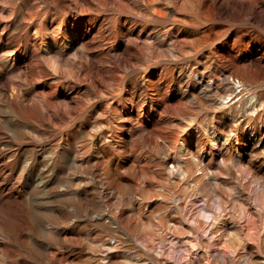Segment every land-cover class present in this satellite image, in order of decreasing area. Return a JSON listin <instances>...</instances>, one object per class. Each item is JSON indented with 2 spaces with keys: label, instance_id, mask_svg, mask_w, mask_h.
Returning <instances> with one entry per match:
<instances>
[{
  "label": "rangeland",
  "instance_id": "374dc122",
  "mask_svg": "<svg viewBox=\"0 0 264 264\" xmlns=\"http://www.w3.org/2000/svg\"><path fill=\"white\" fill-rule=\"evenodd\" d=\"M0 264H264V0H0Z\"/></svg>",
  "mask_w": 264,
  "mask_h": 264
},
{
  "label": "bare ground",
  "instance_id": "6f19581e",
  "mask_svg": "<svg viewBox=\"0 0 264 264\" xmlns=\"http://www.w3.org/2000/svg\"><path fill=\"white\" fill-rule=\"evenodd\" d=\"M239 85H240V84H239ZM242 85H243V84H242ZM240 86H241V85H240ZM240 89H241V88H240ZM248 217H249V216H248ZM248 219H249V218H248ZM248 225H249V223H248ZM248 225H247V226H248ZM251 226H252V224H251ZM246 229H247V227H246ZM246 231H247V232H246V233H247L246 235H247V236H251V233L248 232V230H246ZM245 237H246V236H245ZM252 237H253V235H252ZM252 237H251V238H252ZM184 243H185V242H184ZM193 245H194V244H193Z\"/></svg>",
  "mask_w": 264,
  "mask_h": 264
}]
</instances>
